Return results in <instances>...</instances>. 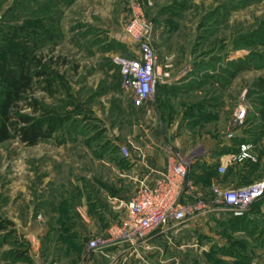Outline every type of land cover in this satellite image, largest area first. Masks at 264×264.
Listing matches in <instances>:
<instances>
[{"label": "rangeland", "instance_id": "obj_1", "mask_svg": "<svg viewBox=\"0 0 264 264\" xmlns=\"http://www.w3.org/2000/svg\"><path fill=\"white\" fill-rule=\"evenodd\" d=\"M133 2L140 4L151 24L150 47L159 68L171 77L147 100L160 108L170 107L164 113L167 125L176 128L173 139L181 136V128L189 133L188 138L187 133L183 136L191 149L184 155L178 152L177 157H190L189 167L195 169L200 164L196 158L230 153L216 151L215 141L228 147L223 134L243 109L242 124L232 127L237 128L238 137L248 139L264 128V0H0V68H15L17 54H25L32 73L39 69L33 63L39 59L40 68L54 82L46 90L44 83L33 79L31 90L18 105L20 115L43 119L50 136L33 146L13 133L0 142V221H9L0 230V264H14L13 258L19 256L31 258L30 237L40 240L45 233L41 224L56 222L53 210L60 200H69L73 211L76 205L79 208L78 263L86 264L91 250L106 252L121 241L139 243L120 238L108 223L92 232L82 220L88 203L102 208L104 201L98 194L102 187L113 191L118 180L113 163L122 162L118 146L124 138L119 130L125 129L119 110L132 100L121 86L114 58L131 57L133 44L124 25ZM27 94L41 104L42 112L33 113L27 107ZM167 96L175 97L173 107ZM126 115L132 117L129 112ZM211 164L216 167V162ZM229 167L223 175L212 170L211 177L199 181L208 192L203 199L194 192L197 188L191 189L189 199L196 209L184 224L195 219L201 226H189L190 232L183 235L164 236L165 245L174 251L168 264H264L260 213L250 218L246 213L204 208L218 204L213 203L211 180L225 184ZM261 200L264 196L251 208H258ZM237 216L241 218L236 223ZM104 228L106 236H102ZM236 229L253 238H236ZM52 233L46 235L45 246L55 247ZM91 234L109 242L90 248ZM130 247L121 249L141 254L150 252L153 245L142 244L137 252Z\"/></svg>", "mask_w": 264, "mask_h": 264}, {"label": "crops", "instance_id": "obj_2", "mask_svg": "<svg viewBox=\"0 0 264 264\" xmlns=\"http://www.w3.org/2000/svg\"><path fill=\"white\" fill-rule=\"evenodd\" d=\"M166 98L173 107L175 97L167 96ZM161 99L163 100V97H161ZM169 108L170 107L167 105L165 109L167 110ZM165 109L162 107L160 108L157 102L153 103L149 100H145L140 106H135L133 100L127 108L123 104L120 105L119 120L125 119V121H122V123L124 122L125 124V129H123V131L119 130V136L120 138L123 136L124 142L122 143L128 147L131 157L129 161L121 157L122 162H118L117 164L113 163L114 170H116L118 174V180H116L113 191H109L105 187H102V191H99L98 194L104 201L102 208H96V205L93 207L88 203L89 206L87 205V209H85L86 215H84L82 220L92 232H96L97 230L101 231L105 223L114 225L118 218L126 214V202L131 198L139 185L146 184L152 186L160 175L166 171L171 158L174 159L177 157L176 155H178V152H181L180 154L183 155L184 153L187 154L189 149H191L186 145L189 136V133L186 131L187 129H179L178 133L181 134V136L173 139L176 134V128L172 124L167 125L169 120L164 113ZM123 112H125V114H123ZM128 112L132 114V117L126 115ZM128 118L132 120H130L131 122H128L129 124L127 125L126 121ZM137 122H140V124L137 125ZM261 131V134L257 132L253 133L258 137L256 136V138L251 135L250 143L248 144L250 146V155L254 157V160H244L243 162L230 164V167L228 166L230 177L229 181H226L225 184L240 185L258 180L259 178L264 179V128H262ZM184 133H187V138L183 136ZM222 133L224 132H221V134ZM236 137H238L237 133ZM223 145L224 143H217L215 141L214 149L216 151H222L224 148ZM229 145L232 146V143H226V146ZM233 150H235L234 146L231 148L230 153L233 152ZM229 155L228 153L211 158L201 157L196 159L202 166H209L212 165V162H216L217 164L219 158L222 162H225ZM200 164L195 167L197 173L202 172L203 167ZM213 182L214 178L211 180V185ZM196 185L204 188L200 182ZM76 195L79 197V190H77ZM64 198H66V196ZM78 210V205H76L73 211V206L69 200H60L55 203L53 210L55 212L53 213H56V222H45L41 224L42 228L45 229V233L44 236L43 234L39 236L40 240L35 235L30 237L32 241V250L34 252L32 254L34 255L31 254V258L24 256L13 258L14 264H78L80 257ZM245 213L250 218L251 215L260 213L259 215H262L263 221L261 222V226L264 227V200H261L258 208H250V210ZM189 226L198 228L201 224L196 223L194 219L189 224H181L167 229L165 233L157 235L159 237L154 236L153 239L151 238V240H148L149 242L125 243L121 241L117 243V247L107 249L106 252L91 250L85 259V263L168 264L170 259L173 258V256L170 257L169 254L174 251L170 244L165 245L164 236L167 237L168 234L174 232L183 235V233L190 232L191 227ZM103 230L102 236H106L105 234L108 229L105 230L104 228ZM49 231H52V235L54 234L55 236V247H53V245L45 246L47 243H44V239L47 237L46 235L49 234ZM235 235L238 239H243L245 237L253 238V234L249 232L245 233L238 229L234 232V236ZM91 236H94V234H91ZM146 243L153 245L152 250L148 253L142 252L139 254L137 251L141 250L142 244L144 245ZM123 247H130L129 250L136 251L137 253L132 254L123 252L125 251V249H121ZM36 250L39 251L35 253ZM24 261L29 263H23Z\"/></svg>", "mask_w": 264, "mask_h": 264}, {"label": "built area", "instance_id": "obj_3", "mask_svg": "<svg viewBox=\"0 0 264 264\" xmlns=\"http://www.w3.org/2000/svg\"><path fill=\"white\" fill-rule=\"evenodd\" d=\"M150 30L151 24L140 4L133 2L124 25L125 35L133 44L130 50L131 57L116 56L114 63L119 68L121 86L131 94L135 106H140L157 87L168 84L171 80L169 72L159 68L155 52L150 47ZM245 113L244 109L238 112L231 123V128L223 134V138L232 143V146L228 147L234 146L237 151L229 153L225 162L219 158L216 164L218 174H224L230 164L254 160L248 144L233 143L237 128L232 127L242 124ZM118 154L123 159L130 160V151L126 145L118 146ZM190 163L192 159L187 156L171 158L166 171L152 186L141 184L136 188L126 202L125 217L119 225L115 228L112 225L110 229L125 240L145 242L193 218L196 206L189 199L192 197L191 189L197 188V192L194 189L193 191L199 200L206 197L208 192L196 185L197 182L190 173L197 174V171L194 167H189ZM211 188L215 194L213 203L218 204L204 207L207 211L221 208L239 215L250 210L252 203L264 196V179L240 185L216 182ZM107 242L109 241L106 238L93 236L87 241V245L99 249Z\"/></svg>", "mask_w": 264, "mask_h": 264}, {"label": "trees", "instance_id": "obj_4", "mask_svg": "<svg viewBox=\"0 0 264 264\" xmlns=\"http://www.w3.org/2000/svg\"><path fill=\"white\" fill-rule=\"evenodd\" d=\"M15 59H17V62L14 64L15 68H0V85L3 87L0 97V142L8 140L11 133H13L15 136L19 137L22 143L33 146L37 144L39 140L47 139L50 136L51 130H49L48 126L44 124L45 122L41 118L32 119L29 116L20 115L19 112L21 108L18 105L20 99L25 96V93L31 90L33 79H38V83H44V85H46V90L51 89L54 82L51 79L52 75L40 68L41 61L39 59L33 61L35 66L39 67V69L37 68L38 70H35L33 73L31 72L29 63L26 64L25 54H17ZM24 99L27 100V107L31 108L33 113L42 112V106L36 99H32L28 94ZM261 132L257 133L261 134ZM251 135L254 137L257 136L253 134V132ZM250 139L251 137L248 139L236 137L233 143H235V145H240L242 143L249 144ZM224 149H228L229 152L231 151V147L223 148V150ZM236 151L237 150H233V152ZM212 170L217 174L216 167L210 165L202 168L201 173L193 174L192 172L190 175L194 177L195 182L198 183L206 176L208 178L211 177ZM204 180H206V178ZM236 218L237 223L238 219L241 217L237 216ZM5 224H9V221H0V230L5 228Z\"/></svg>", "mask_w": 264, "mask_h": 264}]
</instances>
